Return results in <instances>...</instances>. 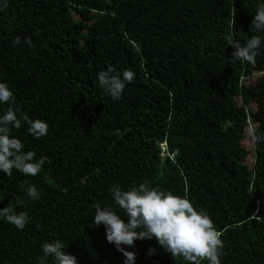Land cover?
<instances>
[{
    "label": "trees",
    "instance_id": "16d2710c",
    "mask_svg": "<svg viewBox=\"0 0 264 264\" xmlns=\"http://www.w3.org/2000/svg\"><path fill=\"white\" fill-rule=\"evenodd\" d=\"M262 2L0 0V82L13 107L48 123L40 138L13 129L45 163L35 176L0 172V208L19 200L29 217L23 229L0 219V264H38L54 239L77 264H124L95 207L117 208L114 184L141 183L209 214L221 264H264V143L247 144L250 125L264 134V32L251 25ZM254 35L256 62L231 61V41ZM109 65L135 74L119 100L97 81ZM124 247L134 264H188L155 237Z\"/></svg>",
    "mask_w": 264,
    "mask_h": 264
},
{
    "label": "clouds",
    "instance_id": "9594fccd",
    "mask_svg": "<svg viewBox=\"0 0 264 264\" xmlns=\"http://www.w3.org/2000/svg\"><path fill=\"white\" fill-rule=\"evenodd\" d=\"M251 25L258 32H264V2L257 6ZM261 43L262 38L256 35L243 44L233 39L230 43L234 48L231 61L254 64ZM134 75L132 71H116L109 65L106 70L97 73V81L113 100H119ZM13 98L12 89L0 82V105L9 104L0 114V172L11 176L15 169L26 176H35L41 171L45 160L42 157L35 159L32 150L25 151L24 143L13 134V129H20L24 124L28 134L40 138L47 135L48 123L39 118L32 119L19 107H13ZM253 139L264 143V134L254 135ZM20 187L29 200L40 198V190L36 185L22 183ZM110 192L117 208L97 204L93 224L104 226L106 240L123 254L124 264H134L136 259V253L125 245L131 246L137 239L153 237L172 257H180L188 264H200L201 261L221 264V233L209 214L194 206L190 199L172 191L148 187L144 183L127 190L114 184ZM21 204L22 201L18 200L15 206L10 202L0 208V219L23 229L29 217L26 211H16V207ZM41 248L43 256L38 258V264H46L49 257L52 258V264H77L76 257L65 251L64 242L60 239L44 242Z\"/></svg>",
    "mask_w": 264,
    "mask_h": 264
},
{
    "label": "rangeland",
    "instance_id": "374dc122",
    "mask_svg": "<svg viewBox=\"0 0 264 264\" xmlns=\"http://www.w3.org/2000/svg\"><path fill=\"white\" fill-rule=\"evenodd\" d=\"M252 129H253V126L252 125H250V129L248 130L247 129V132H248V137H247V140H248V148H250L251 150H253L254 149V145H252V142H253V138H251V135H252V133H251V131H252ZM163 147H164V145H162Z\"/></svg>",
    "mask_w": 264,
    "mask_h": 264
}]
</instances>
